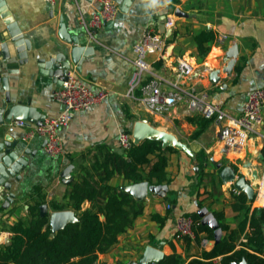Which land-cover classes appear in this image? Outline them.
I'll list each match as a JSON object with an SVG mask.
<instances>
[{"label":"crops","instance_id":"1","mask_svg":"<svg viewBox=\"0 0 264 264\" xmlns=\"http://www.w3.org/2000/svg\"><path fill=\"white\" fill-rule=\"evenodd\" d=\"M5 1L30 39L31 48L27 61L20 58L0 17V36H5L9 44L6 56L0 37V117L3 119L0 139L9 135L12 141H17L20 155L28 160L21 179L11 178V192H16L14 202L3 208L4 201H0V247L10 242L11 225L19 219H29V207L35 198L44 197L48 213L58 211L53 208V202L69 205L71 186L61 177L68 165H73L71 176L77 179L81 167L91 165L99 146L121 151L120 133L133 134L136 123L140 122L152 127L156 136L173 148L167 153L169 192L165 197L148 193L140 199L144 202L143 213L107 253L99 255L95 264H130L141 259L148 246L159 245L164 256L177 253L185 264L201 258L204 250L209 251L216 244L207 231L195 238L178 239L175 235L176 218L197 212L196 201L214 213H224L229 230L223 236L232 232L237 249L240 248L242 239L250 232L249 220L255 208L247 194L246 205L242 207L237 198L241 191L234 183L222 182L214 161L222 163V167L232 166L237 176H245L256 187L258 177L264 172V128L259 126L243 148L227 147L220 136L223 124L189 112L185 100L167 112H152L143 101L142 86L156 79L163 89H174L177 83L183 91H208L211 102L220 105L230 116H240L248 95L257 88L264 89V0H171L169 4L167 0H132L126 12L121 10L123 0H117L119 12L113 23H104L92 33L82 18L89 20L99 11L97 0H58L53 5L44 0ZM171 12L175 13L176 23L169 33L165 20ZM62 24L71 35L79 37L82 46L93 47L88 55L79 54L78 63L73 62L71 54L75 43L63 38ZM145 29L167 35V48L147 56L150 72L142 83L132 88L136 57L133 47ZM209 29L216 38L205 43L210 50L203 55L195 36ZM223 34L228 40L220 42L218 37ZM233 48L237 55L229 76L225 71L230 61L227 53ZM60 53L66 56L65 63H70V71L92 91L106 90L108 95L90 109L73 113L71 121L60 129L64 155L55 159L45 153L44 137L35 135L25 139L29 127L12 123L23 119L31 126L36 125L26 114L22 116L29 108L45 115V119L61 113L63 107L54 97L59 87L47 72L50 70L47 62ZM180 58L193 66V72L181 78L176 70ZM217 70L220 80L214 82L212 73ZM151 158L156 159L153 155ZM108 183L123 189L132 184L119 175ZM171 195H175L174 202L170 201ZM89 206L90 202L85 201L83 207ZM64 210L73 211L77 218L73 208L68 206ZM245 220L247 224L242 230ZM204 238L209 240L206 246L202 243Z\"/></svg>","mask_w":264,"mask_h":264},{"label":"trees","instance_id":"2","mask_svg":"<svg viewBox=\"0 0 264 264\" xmlns=\"http://www.w3.org/2000/svg\"><path fill=\"white\" fill-rule=\"evenodd\" d=\"M215 38V32L210 29L195 36L200 54L209 52L210 48L205 43ZM172 149L170 146L164 147L162 141L154 138L133 143L126 151L99 146L91 165L81 167L77 179L69 184V205L52 203L55 210H64L68 206L73 208L77 220L54 233L49 213L41 215L44 197L35 198L34 204L29 207V219H19L11 225L13 234L10 242L0 247V264H95L99 255L107 253L144 210L143 200L121 187L109 184V180L119 175L132 184L143 181L169 183L167 153ZM262 152L264 160V147ZM152 155L155 160L151 158ZM237 198L245 207L246 193L241 192ZM85 201L90 202L89 207H83ZM170 201L174 202L175 199ZM215 215L223 231H228L224 213L216 212ZM191 216L198 223L196 237L207 231L214 239L213 230L201 223L198 212ZM153 217L161 220L158 216ZM247 220L242 223V230ZM249 227L247 241L241 242L240 248L237 249L235 236L231 232L211 250H204L201 258L192 259L186 264H239L243 259L250 264H264V209H254ZM219 257L220 262L216 260ZM156 264H185V261L181 255L173 253Z\"/></svg>","mask_w":264,"mask_h":264},{"label":"built area","instance_id":"3","mask_svg":"<svg viewBox=\"0 0 264 264\" xmlns=\"http://www.w3.org/2000/svg\"><path fill=\"white\" fill-rule=\"evenodd\" d=\"M44 1L53 5L58 0ZM97 1L100 3L99 11L89 20L82 18L83 24L90 33L104 24V21H113L119 12L117 0ZM175 23V13L171 12L167 14L165 26L170 30L169 33L174 29ZM166 39L167 35L163 36L162 33L145 29L142 37L133 47L136 57L133 61L135 65V75L132 88L142 83L146 74L150 72V64L147 61V56L151 53L166 50ZM218 40L220 42H225L228 40V36L225 34L220 35ZM176 70L178 77L181 78L192 73L193 66L185 58H180ZM174 85V89H163L161 83L156 79H151L146 84H143V101L148 109L155 113H163L185 100L189 112L199 113L206 119H215L218 123L223 124L220 130L221 140L227 147L235 149L243 148L251 137V134L255 132L259 126L264 128L263 88H257L252 91L247 97L242 114L238 117H234L228 115L220 105L211 102V95L208 91H183L177 83ZM107 95L108 92L106 90H100L98 92L92 91L74 72L69 71L61 87L54 93L55 100L63 107L58 116L45 119L40 125L31 126L23 119L14 120L12 124L29 127L30 130L27 133V137H24L25 139L35 135L44 137L45 153L51 158L59 159L65 152L64 143L60 136V129L71 121L74 112L90 109L94 104L103 101ZM133 143H135V138L132 133L128 131L120 133L118 146L121 151L128 150ZM254 190L255 194L252 205L254 208L264 209V172L258 177ZM7 195V191L0 193V197H5ZM3 200L0 199V201ZM168 208H171V204H168ZM175 222V235L178 239L196 237V227L198 223L191 215H179ZM242 241H247L246 237H244ZM208 242L209 240L207 238L202 240L204 246H206Z\"/></svg>","mask_w":264,"mask_h":264},{"label":"water","instance_id":"4","mask_svg":"<svg viewBox=\"0 0 264 264\" xmlns=\"http://www.w3.org/2000/svg\"><path fill=\"white\" fill-rule=\"evenodd\" d=\"M132 0H123L122 11L126 12L128 7L131 5ZM176 13H179L176 11ZM0 17L6 25V29L9 35V39L16 47V51L20 58H25L28 60V50L31 48V41L25 36L19 27L18 23L15 21V18L8 8L5 0H0ZM104 23H113V21H104ZM61 34L65 40L71 43H75V46L72 49L73 62L78 63L80 60L79 54L82 52L84 55H88L93 51V47L82 46L80 43L79 37L76 35H71L64 24L61 25ZM2 38V47L3 52L6 56L9 53V44L5 36L1 35ZM237 55V50L235 48L231 49L227 56L230 59L228 65L225 68V71L228 72L230 76L233 68L235 66V57ZM66 56L62 53L57 54L47 62V72L54 77V81L57 83L58 87H61L63 81L67 78L68 72L71 70L70 63H65ZM41 62V61H39ZM41 67V64H40ZM45 72V71H43ZM219 70L212 73V80L218 82L220 77L218 76ZM9 95L7 93V101H9ZM6 106V105H5ZM28 118V120L36 125L42 124L45 120V115H41L36 112L35 109L29 108L27 113H23L22 116ZM1 118V117H0ZM3 119L1 118L0 121ZM156 131L140 122L136 123L133 136L135 138V143H140L144 139L154 138L160 140L156 136ZM161 141V140H160ZM17 141H12L7 135L4 140L0 139V193L8 191L7 196H1L0 199L4 201L3 208H8L11 203L14 202L16 198V192H11L13 188V182L11 178H14L16 181H19L22 177L21 171L28 165V160L21 156L17 150ZM163 146L166 147L165 143ZM27 152V151H26ZM217 168L220 169L219 177L223 183H234L235 188L241 192L246 193L251 200L254 198L255 190L254 187L249 183L245 176H237L235 169L226 165L222 167V163H217L214 161ZM73 170V165H68L61 173V177L64 183L69 184L73 181L71 176ZM125 190L132 193L139 199H144L148 193H154L160 196H167L169 192V185L167 183L156 184L149 183L148 181H143L140 183H133L125 187ZM175 195H171V199H174ZM197 206V212L201 219V223L209 226L214 232V239L216 243H219L223 238V229L220 226L219 220L216 217L215 213L211 211L207 206H201L198 201L195 202ZM48 213V206L46 204L41 205V215H46ZM50 224L53 232L64 228L68 223L74 222L77 220L75 213L71 210H58L52 213H49ZM164 258V254L161 252V245L154 247L148 246L145 249L144 255L138 261H133L130 264H156L159 260ZM238 264V263H235ZM239 264H250L246 259H243Z\"/></svg>","mask_w":264,"mask_h":264},{"label":"clouds","instance_id":"5","mask_svg":"<svg viewBox=\"0 0 264 264\" xmlns=\"http://www.w3.org/2000/svg\"><path fill=\"white\" fill-rule=\"evenodd\" d=\"M167 3H168V4L171 3V0H167Z\"/></svg>","mask_w":264,"mask_h":264}]
</instances>
